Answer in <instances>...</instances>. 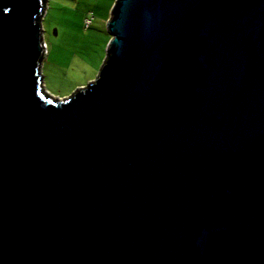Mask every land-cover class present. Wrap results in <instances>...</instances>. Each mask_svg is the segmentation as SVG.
Listing matches in <instances>:
<instances>
[{"label": "water", "instance_id": "obj_1", "mask_svg": "<svg viewBox=\"0 0 264 264\" xmlns=\"http://www.w3.org/2000/svg\"><path fill=\"white\" fill-rule=\"evenodd\" d=\"M45 1L0 0V264H264V0H116L65 97Z\"/></svg>", "mask_w": 264, "mask_h": 264}, {"label": "rangeland", "instance_id": "obj_2", "mask_svg": "<svg viewBox=\"0 0 264 264\" xmlns=\"http://www.w3.org/2000/svg\"><path fill=\"white\" fill-rule=\"evenodd\" d=\"M115 1H45L41 23L47 47L41 73L51 96L65 97L96 78L111 39L107 22Z\"/></svg>", "mask_w": 264, "mask_h": 264}, {"label": "built area", "instance_id": "obj_3", "mask_svg": "<svg viewBox=\"0 0 264 264\" xmlns=\"http://www.w3.org/2000/svg\"><path fill=\"white\" fill-rule=\"evenodd\" d=\"M44 45H45V50H46L47 44L45 43V41H44Z\"/></svg>", "mask_w": 264, "mask_h": 264}, {"label": "crops", "instance_id": "obj_4", "mask_svg": "<svg viewBox=\"0 0 264 264\" xmlns=\"http://www.w3.org/2000/svg\"><path fill=\"white\" fill-rule=\"evenodd\" d=\"M111 17V16H110Z\"/></svg>", "mask_w": 264, "mask_h": 264}]
</instances>
